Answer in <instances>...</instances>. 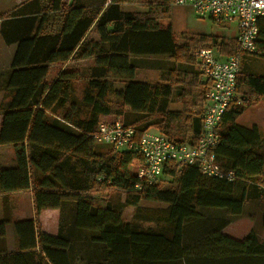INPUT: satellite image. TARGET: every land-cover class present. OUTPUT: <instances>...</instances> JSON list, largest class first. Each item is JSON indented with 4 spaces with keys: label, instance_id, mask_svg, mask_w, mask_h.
<instances>
[{
    "label": "trees",
    "instance_id": "16d2710c",
    "mask_svg": "<svg viewBox=\"0 0 264 264\" xmlns=\"http://www.w3.org/2000/svg\"><path fill=\"white\" fill-rule=\"evenodd\" d=\"M135 1L31 0L0 14L5 42L17 45L0 83V146L14 148V163L0 165V194L31 190L38 214L73 203L72 226L57 234L38 231L34 218L15 220L14 253L8 252L6 240L10 215L0 216V264H73L71 239L83 230L92 233L91 243L103 246L107 264H212L216 259L233 258L237 263L243 258H264V241L254 232L243 239L233 238L223 232L228 221H208L199 211L225 209L239 215L248 183L264 187V136L257 126L237 123L245 110L242 105L232 103L225 111L215 148L222 168L234 171L233 182L205 176L193 164L165 171L174 180L173 187L154 183L137 191L130 167L137 158L135 153L120 151L105 158L97 149L104 144L95 143L90 134L101 116H126V122L122 121L133 125L139 135L156 124L180 142L193 143L200 132L198 116L187 128L190 138L179 135L185 122L178 111L169 109L173 84L134 80L136 66L131 57H180L185 65H192L196 63L194 47L214 46L220 38L191 34L186 44L179 45L172 25L163 26L155 10L140 13L121 8ZM92 27L99 37L96 41L86 39ZM223 42L231 51L228 55H241L236 38ZM257 48L254 54L264 56V19L259 21ZM89 58H94V64L83 94L89 109L82 116L79 106L69 105L76 73L63 69L50 82L48 75L52 64ZM189 74L187 70L183 78ZM110 76L128 79L123 89L113 91L115 106L108 102ZM243 84L253 94L264 96V77L247 74ZM154 116L160 120L145 119ZM101 186L126 192L125 204L136 211L142 200L166 203L160 228L143 229L124 222L120 210L88 194Z\"/></svg>",
    "mask_w": 264,
    "mask_h": 264
},
{
    "label": "rangeland",
    "instance_id": "374dc122",
    "mask_svg": "<svg viewBox=\"0 0 264 264\" xmlns=\"http://www.w3.org/2000/svg\"><path fill=\"white\" fill-rule=\"evenodd\" d=\"M70 0H65L68 2ZM95 1V0H87ZM123 10L145 13L149 9L156 11L159 16L160 23L165 26L171 24L176 33L177 43L179 45L186 44L187 37L191 34H207L218 35L220 41L214 46L208 47L218 48V54L223 58L228 55L227 45L221 44V40L228 41L230 37L234 38L235 23L225 24L217 23L208 16H197L190 9L180 7L174 3V0H137L134 3L123 4ZM98 34L95 27H92L86 39L88 41L98 40ZM204 45H197L193 48L192 54L196 59V52ZM227 47V48H226ZM231 52V51H230ZM229 52V53H230ZM178 58V57H177ZM131 61L136 66V76L134 80L147 83H167L173 84V95L170 99L169 109L178 111L185 123L182 130L185 138L190 136L187 131L189 123L193 117L202 115L204 108V90L206 88V80L199 71L197 61L195 64H186L182 58L176 60L167 56H143L131 57ZM94 64V58L89 59H69L64 63H56L50 67L48 81H52L60 73L62 69L74 71L77 75L73 81V91L71 103H75L81 108V115L85 116L89 109L88 105L83 102L84 89L90 76V67ZM240 90L239 96L242 99L240 105L245 110L238 118L237 123L243 126H257L261 134L264 136V96L253 94L244 84L243 76L247 74L264 77V56L254 53H241L240 55ZM190 72L187 79L183 78V74ZM181 74H180V73ZM108 80L112 84V92L108 95V102L112 106L118 105L115 90L123 89L128 79H122L110 76ZM101 120L121 119L125 121V117L110 115L101 116ZM129 118H134L130 117ZM146 121H159V116L145 118ZM145 120H141L144 122ZM126 122V121H125ZM149 130L162 132L158 125L153 124ZM169 136V135H167ZM190 138V137H189ZM188 138V139H189ZM99 152L107 158L109 155L120 154V150L113 146L102 145L97 147ZM14 163L13 146L0 147V165L3 167L11 166ZM134 166H131L133 169ZM177 170L181 168L176 167ZM158 184L162 187H173L175 182L172 178L162 175L159 177ZM248 194L244 205V209L239 215H231L225 209L199 208L202 215L201 218L213 221L214 223H222L228 221L223 232L233 238L243 239L251 231L254 232L260 241H264V187L256 185L252 182L247 186ZM88 194L93 195L96 200L105 202L107 206L121 211L124 222H133L143 229L160 228L164 216V210L167 208L166 203L142 200L139 210L133 206L125 204L126 192L111 187L101 186ZM10 215L11 223L7 227L9 236L13 235V222L24 218H34L38 231H46L51 234H57L70 229L73 223V203H65L61 209L43 210L39 214L36 213L30 190L21 192H13L5 196L0 195V216ZM205 226V224H203ZM193 234V232H192ZM92 233L89 231H78L72 237L71 241V258L73 264H107L104 259V248L99 244L89 241ZM233 258L216 259L212 264H264V258L257 260H245L237 263L232 262ZM218 262V263H217Z\"/></svg>",
    "mask_w": 264,
    "mask_h": 264
},
{
    "label": "built area",
    "instance_id": "2783aa9c",
    "mask_svg": "<svg viewBox=\"0 0 264 264\" xmlns=\"http://www.w3.org/2000/svg\"><path fill=\"white\" fill-rule=\"evenodd\" d=\"M180 7L197 16H208L217 23H235V36L241 53H256L259 21L264 19V0H174ZM199 71L206 80L201 128L195 142L175 141L169 136L145 130L139 135L133 125L121 119L101 120L90 134L97 144L113 146L120 151L135 153L131 163L136 176L134 188L159 182V177L172 166L198 164L203 175L235 180L232 170H224L215 148L220 141L219 125L230 104L242 102L239 96L238 74L240 56L221 57L218 48L205 47L196 52ZM106 117V116H105Z\"/></svg>",
    "mask_w": 264,
    "mask_h": 264
},
{
    "label": "crops",
    "instance_id": "0c3cea01",
    "mask_svg": "<svg viewBox=\"0 0 264 264\" xmlns=\"http://www.w3.org/2000/svg\"><path fill=\"white\" fill-rule=\"evenodd\" d=\"M29 1H31V0H0V14L10 13L14 9H16L17 7L24 5V4L28 3ZM63 1L65 2V0H63ZM2 20H3V18H0V83L3 80V74L6 73L11 67V62H12V59H13V56H14V53H15L16 47H17L16 44H7L5 42V40L2 36V33H1V21ZM236 34H237V27H235L234 38H235ZM83 60H85V59H83ZM2 98H3V92L0 93V102H1ZM1 119H2V113L0 111V123H1ZM8 146H11V145H3L0 147H8ZM18 192H21V191H18ZM0 195L5 196L8 194H0ZM24 219H26V218H24ZM20 220H23V219H20ZM12 229H13V235L10 237L8 234V231H7V239H6L7 240V249H8V252H10V253H14L16 251V241H15V237H14L13 226H12Z\"/></svg>",
    "mask_w": 264,
    "mask_h": 264
}]
</instances>
